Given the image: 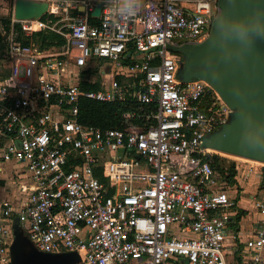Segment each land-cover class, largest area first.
<instances>
[{"label":"built area","instance_id":"2783aa9c","mask_svg":"<svg viewBox=\"0 0 264 264\" xmlns=\"http://www.w3.org/2000/svg\"><path fill=\"white\" fill-rule=\"evenodd\" d=\"M73 2L65 30L36 22L60 45L7 37L0 173L21 165L28 192L0 199V264L14 216L36 249L74 251L77 264H264V162L239 157L241 177L261 183L239 206L200 146L231 109L205 81L181 80L172 51L206 39L217 0ZM36 20L18 21L25 35ZM84 99L121 104V128L82 123ZM240 211L255 214L243 240Z\"/></svg>","mask_w":264,"mask_h":264},{"label":"water","instance_id":"95a60500","mask_svg":"<svg viewBox=\"0 0 264 264\" xmlns=\"http://www.w3.org/2000/svg\"><path fill=\"white\" fill-rule=\"evenodd\" d=\"M217 6L218 14L203 42L172 48L183 60L180 79L205 81L231 109L227 121L203 137L200 146L264 162V0H217ZM46 9V2L14 0L12 16L18 21L37 19ZM98 13V7L91 11L92 16ZM10 229L8 264L79 261L74 251L36 249L23 234L16 216Z\"/></svg>","mask_w":264,"mask_h":264},{"label":"rangeland","instance_id":"374dc122","mask_svg":"<svg viewBox=\"0 0 264 264\" xmlns=\"http://www.w3.org/2000/svg\"><path fill=\"white\" fill-rule=\"evenodd\" d=\"M13 1L14 0H0V37H1V44L4 46L2 49V56L0 57V69L2 67L1 64H4L5 60V47H6V41L7 37L10 35V32H13V36L16 37L18 41H26L28 44H32L35 47H40V41L39 38L42 35H50L54 36V40H56V37L58 36L55 32H53L51 29L46 27H41L39 23L36 22L46 23L49 27L53 28H61L62 30H65V25L69 22L70 17L75 13L73 9V0H35L38 2H46L47 3V9L41 15L40 17L42 19L37 18L31 19L36 20L35 22L31 23L32 30L30 34L25 35V33L21 29V25L18 22V20H14L12 16V7H13ZM78 1V0H76ZM90 4H95L96 0H88ZM10 18L11 23L9 24V27L6 28L5 25L2 23V20L5 18ZM18 24L17 28L12 27V24ZM25 26H30V23H22ZM39 33V34H36ZM50 46V45H49ZM48 46H43L41 48H46ZM5 66V65H4ZM184 66L183 62L180 64L178 77H180V74L183 72ZM1 72V71H0ZM194 77H185V79H193ZM182 80V79H181ZM208 154H214L217 155L221 165L226 168L231 162L234 163V165L237 167V174L235 175L236 179V185L227 186L229 187V191L232 194H236V186H239V184L243 185V189L253 190L255 188L259 189L261 183L256 181L254 182V179L251 178H243L241 177V172L243 171L244 167L249 164L248 161L240 159L239 157L232 156L226 153L217 152L213 150H208ZM19 165V164H18ZM5 171V172H4ZM254 182V183H253ZM28 179L25 176V173L22 171L21 165L17 166L11 161H7L3 163V170L0 173V186L7 188L6 191H8L9 195H13V197L17 198V204H20L24 197L26 196L28 192L27 188ZM239 188L238 190H240ZM242 189V190H243ZM244 191V190H243ZM5 192V191H3ZM246 194L244 195V197ZM10 197V196H8ZM239 206L245 205V199L239 198L238 200ZM255 217V214H253L251 211L248 212L247 215H245L240 223V227L243 228L248 224V220Z\"/></svg>","mask_w":264,"mask_h":264},{"label":"trees","instance_id":"16d2710c","mask_svg":"<svg viewBox=\"0 0 264 264\" xmlns=\"http://www.w3.org/2000/svg\"><path fill=\"white\" fill-rule=\"evenodd\" d=\"M76 12V11H75ZM42 17V16H41ZM39 19H42V18ZM90 23L95 22L94 18H88ZM2 23L6 28L9 27L11 23L10 18H5L2 20ZM18 24L13 23L12 27L17 28ZM39 34V33H36ZM54 36L42 35L39 38L40 44L39 48L43 46H49L51 44L60 45L63 40L61 37L57 36L56 40H54ZM1 42V37H0ZM22 43H27L26 41H21ZM3 45L0 43V57L2 56ZM2 67L0 69V79L4 78L7 75L8 65L6 60H4V64H1ZM5 65V66H4ZM212 93V92H211ZM122 110V105L119 103H98L89 100H82L81 109L79 118L80 121L84 124H92L99 126L101 128H121L119 113ZM207 158L210 161V166L214 169L217 175L222 178L226 184L229 186L236 185L235 175L237 174V170L235 169V165L231 162L226 168L221 165V162L217 155L207 154ZM187 169V166H185ZM237 187V186H236ZM238 188V187H237ZM238 191V189H237ZM243 214V211H240L236 217V220ZM234 231H237V228H233Z\"/></svg>","mask_w":264,"mask_h":264},{"label":"crops","instance_id":"0c3cea01","mask_svg":"<svg viewBox=\"0 0 264 264\" xmlns=\"http://www.w3.org/2000/svg\"><path fill=\"white\" fill-rule=\"evenodd\" d=\"M15 165H17V164H15ZM17 166H19V165H17ZM2 170H3V164H2ZM5 172V171H4ZM26 176V175H25ZM254 179V178H253ZM254 182H256V180L254 179ZM253 182V183H254ZM238 188L237 189H239V188H241L240 190H238V192H237V195L239 196V198H244L245 199V203L247 202V196H248V194H252L253 192H254V190L256 189H254L253 190V192L251 191V190H247V189H243L244 187H243V185L242 184H239V186H237ZM6 189L7 188H5V187H2V186H0V199H8V200H10V201H12V202H14V203H16L17 202V198H15V197H13V195H9V193H8V191H6ZM244 191H243V190ZM3 191H5V192H3ZM246 194V196L244 197V195ZM8 196H10V197H8ZM245 215H244V213L240 216V218H239V220H238V234H239V237H240V239L241 240H243L244 238H245V235L247 234V230H248V227H247V225L245 226V227H243V228H241L240 227V221H241V219L244 217Z\"/></svg>","mask_w":264,"mask_h":264}]
</instances>
